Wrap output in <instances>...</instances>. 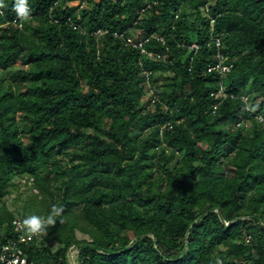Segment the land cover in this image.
I'll use <instances>...</instances> for the list:
<instances>
[{"label": "trees", "instance_id": "16d2710c", "mask_svg": "<svg viewBox=\"0 0 264 264\" xmlns=\"http://www.w3.org/2000/svg\"><path fill=\"white\" fill-rule=\"evenodd\" d=\"M3 2L0 250L264 264V0Z\"/></svg>", "mask_w": 264, "mask_h": 264}, {"label": "rangeland", "instance_id": "374dc122", "mask_svg": "<svg viewBox=\"0 0 264 264\" xmlns=\"http://www.w3.org/2000/svg\"><path fill=\"white\" fill-rule=\"evenodd\" d=\"M69 5H76L78 4V1L76 2H69ZM85 4V3H83ZM139 33V30L137 29H133L132 33H131V39L133 40L132 37H137ZM173 72L169 71L166 76H172ZM24 182L25 179H16L15 183L16 184H21V189L20 190H14V192H12L11 195L6 197V204L9 207L10 210H12L15 215L18 217L19 215H21L22 212V206H23V200L22 199H18V195H20V193H22L23 189H24ZM78 237L79 238H87V236H85L84 234L78 233ZM54 248H57V245L54 244ZM79 249L77 247H71L70 251L68 252L69 254V260L71 262V264H78L77 261V255H78Z\"/></svg>", "mask_w": 264, "mask_h": 264}, {"label": "built area", "instance_id": "2783aa9c", "mask_svg": "<svg viewBox=\"0 0 264 264\" xmlns=\"http://www.w3.org/2000/svg\"><path fill=\"white\" fill-rule=\"evenodd\" d=\"M25 7L27 8V10L29 9L28 5H25ZM0 13L3 14V11L0 9ZM14 22H18L19 26L22 27V23L19 22V19L16 18L14 20ZM2 26V24L0 25ZM213 41L215 42L216 47H221L222 46V40L220 37H214ZM192 48H195V50H199L200 46L197 43L192 44L191 46ZM221 58H224L222 55H219ZM215 69H218L221 71V73H224L226 71H229V69L231 68L230 65H224L221 62L217 64L216 67H214ZM18 224V226H21V223L16 222ZM0 261L1 263H5V264H27V258L24 256H21L20 251H15V249L13 250L12 247L10 246H4L2 250H0Z\"/></svg>", "mask_w": 264, "mask_h": 264}, {"label": "clouds", "instance_id": "9594fccd", "mask_svg": "<svg viewBox=\"0 0 264 264\" xmlns=\"http://www.w3.org/2000/svg\"><path fill=\"white\" fill-rule=\"evenodd\" d=\"M25 5H27V0H24L23 4L20 3L19 0H17V3L14 6V10L23 19H27L29 15ZM2 7H5V4L3 0H0V8ZM54 208H56L57 215H59L63 211L62 208H57L56 206H54ZM49 223L54 224L55 220H49ZM24 224L27 227L28 231L31 233L41 232V220L39 217L35 215L30 216L27 219H25Z\"/></svg>", "mask_w": 264, "mask_h": 264}]
</instances>
